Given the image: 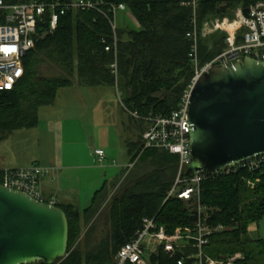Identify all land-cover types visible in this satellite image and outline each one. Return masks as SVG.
I'll use <instances>...</instances> for the list:
<instances>
[{
  "label": "trees",
  "instance_id": "16d2710c",
  "mask_svg": "<svg viewBox=\"0 0 264 264\" xmlns=\"http://www.w3.org/2000/svg\"><path fill=\"white\" fill-rule=\"evenodd\" d=\"M95 1L124 3L140 26L138 29L117 27V76L110 69L112 52L105 50V45L112 41L110 23L98 9L69 10L60 16L52 31L44 23L38 25L39 36L24 59L22 78L13 89L0 90V141L12 130L36 126L39 108L52 104L60 88L73 85L74 76L84 86L116 87L123 107L139 115L168 114L178 107L193 75L188 56L192 8L181 5L183 0ZM257 1L260 0H203L196 8L198 25L209 15L232 18L238 6L246 8ZM211 38L212 43L199 39L200 64L225 48L224 33ZM44 60L56 64L65 74L42 76L38 66ZM135 146L129 162L135 166L137 156L142 153L151 158L154 170L125 175V184L108 204L107 233L93 242L91 223L85 233V251L77 245L80 222L81 219L90 222L106 183L95 191L82 213L71 203L56 204L67 216L68 247L67 255L54 264H113L118 249L133 237L144 217H154L168 233L177 227L194 228L195 211H190L185 201L176 196L166 199L177 174V155L164 149L143 150L142 140ZM123 173L124 170L119 176ZM255 176L261 181L252 190V198L244 203L245 179ZM199 202L206 209V224L211 228L222 226L209 235L203 247L205 254L225 260L241 253L242 257L233 264H264V239H252L248 231L250 223L264 218V163L254 170L239 167L207 175L200 182ZM194 253L190 247H180L172 256L159 250L149 256V261L191 264L194 258L189 256Z\"/></svg>",
  "mask_w": 264,
  "mask_h": 264
},
{
  "label": "built area",
  "instance_id": "2783aa9c",
  "mask_svg": "<svg viewBox=\"0 0 264 264\" xmlns=\"http://www.w3.org/2000/svg\"><path fill=\"white\" fill-rule=\"evenodd\" d=\"M202 1L183 0L181 2V5L192 8L188 31L190 41L188 56L193 64V75L181 96L178 107L168 114L149 113L148 115L129 112L124 107L135 119L145 124L141 135L143 150L146 148L164 149L177 155V174L167 192L166 199L176 196L194 205L193 210L197 215L194 228L177 227L173 233H168L163 225L155 221L154 217H144L133 237L118 249L113 264H149V256L158 253L159 250L172 256L180 247H190L195 250V253L189 256L194 258L191 264H233L235 259L240 258L241 254L237 253L226 260L211 259L204 253L203 247L207 245L209 235L222 226L211 228L206 224V209L199 202L200 182L207 175L237 170L239 167L249 170L258 169L264 163V154L226 166L210 174L188 171L191 165V155L187 108L194 83L214 65L232 62L243 56L264 61V0L250 5L248 16L244 15V8L238 6L232 18L227 15L221 17L217 28L225 35V48L210 60L200 64L198 48L203 26L198 25L196 8ZM102 6L106 9L102 10ZM125 8L124 3H103L95 0H0V90L13 89L22 78L24 59L39 36L38 25L44 23L52 31L57 27L60 16L69 10L98 9L107 17L112 31V41L105 45V50L112 52L113 61L110 69L116 77L118 42L116 14ZM93 152L98 162L104 161L105 151L103 149L94 148ZM133 165L134 162L128 163L123 177ZM46 174L47 168L36 162L19 168H3L0 169V183L20 190L37 201H45L39 180ZM48 203L55 204L54 200Z\"/></svg>",
  "mask_w": 264,
  "mask_h": 264
},
{
  "label": "water",
  "instance_id": "95a60500",
  "mask_svg": "<svg viewBox=\"0 0 264 264\" xmlns=\"http://www.w3.org/2000/svg\"><path fill=\"white\" fill-rule=\"evenodd\" d=\"M187 110L188 171L210 174L264 154V61L243 56L214 65L194 83ZM67 247L61 207L0 183V264H54Z\"/></svg>",
  "mask_w": 264,
  "mask_h": 264
},
{
  "label": "crops",
  "instance_id": "0c3cea01",
  "mask_svg": "<svg viewBox=\"0 0 264 264\" xmlns=\"http://www.w3.org/2000/svg\"><path fill=\"white\" fill-rule=\"evenodd\" d=\"M64 88L68 89H66L67 91H65L62 97L65 101L61 102L59 105L63 107V111L68 108L66 100L69 99L68 95L70 94H74L82 100H84L85 96H92V99L95 97V86H84L78 84L77 81H74L73 85ZM60 90H62V88ZM57 100L58 91L52 105L57 104ZM46 106H41L39 108V121L36 126L26 128L29 130V133L15 136L18 144H14L12 147L7 145L5 151L9 153L10 157L7 158V156L0 155V168H19L34 162L46 167L47 174L39 180L40 188L45 200H47V202L54 200L55 204L71 203L82 213L90 204L82 210L80 205H82L83 201H86L90 195L92 200V197L97 190H95V185H97L101 175L103 178L105 177V170L116 167L119 168V173L109 180L110 182L104 178L102 185L106 183V185L109 186L122 172V165H124V162L118 160L120 157L117 153L110 152L108 145L98 143L95 148H101L105 151V159L104 161L99 162L102 164L97 166L96 164L98 161L93 152L95 139L99 142H101L102 139L109 142V133L95 134V128H93L91 133L84 134L83 138L82 132L75 123V121H78L80 126H82V129L84 128L85 131L84 125L81 124L83 123V120L72 119L71 117L75 114H70V110L65 111V113L59 112L58 115L49 114V109L42 112ZM92 125H94V123H92ZM143 130L144 127L139 125V130H137L138 133L136 134L135 132L133 134V140L121 139L120 141L126 148V154L129 161L136 149L135 143L141 140ZM117 136L120 137L118 133ZM8 138L9 136L1 141L0 146L4 144ZM81 142L82 145L79 144ZM96 175L97 177L95 179ZM248 231L249 233L252 231L251 223L248 226Z\"/></svg>",
  "mask_w": 264,
  "mask_h": 264
},
{
  "label": "rangeland",
  "instance_id": "374dc122",
  "mask_svg": "<svg viewBox=\"0 0 264 264\" xmlns=\"http://www.w3.org/2000/svg\"><path fill=\"white\" fill-rule=\"evenodd\" d=\"M220 19L221 17L217 15H209L205 19L204 21L205 23L203 22L202 24L203 28L201 32V38L203 40L212 43V38H211L212 35L217 33H222L217 28V23ZM116 23L119 27H123L127 29H138L140 27L134 16L131 14L130 10L127 8L117 12ZM38 71L42 76H46V77L65 74V71H63L56 64L48 60H44L40 62L38 66ZM72 80L76 81V77L74 76ZM63 88L64 87H62V90H60L61 88L58 90L57 104L54 105L51 104L52 106L51 105L46 106L44 110H42V112L49 109L48 110L49 114L58 115L59 112L65 113V111L70 110V114H75L73 117H71L72 119L83 120V123L81 124L84 125L85 131L84 128L82 129V126H80V123L78 121H75L76 125L79 127L80 131L82 132L83 138H84V134L85 135L87 133L90 134L93 128H95V134L96 133L105 134L106 132L109 133L108 138L110 139V141L108 142L107 140L102 139V141L99 142L96 141L95 139V146L93 145V149L98 145V143L103 145L104 144L108 145L110 152L117 153L120 157V159L118 160L120 162H124V165H122V170H126L127 168L126 166L129 163V158L126 154V148L123 146L122 142L120 141L121 139L133 140V134L135 132L136 134L138 133L137 130H139V125L145 127V124L143 122H139V120L135 119L128 111L124 109L116 90L108 86H95V97H93V99L92 96H85L84 100H82L81 98H79L74 94L68 95L69 99L66 100L68 108L64 109L63 111L62 109L63 107L59 105L61 102L65 101L64 99H62V97L65 91L68 90L67 88L64 89ZM92 123H94V125H92ZM28 131L29 130L27 129H17L8 132L6 134V137L3 139L5 140L7 136H9L8 140L5 141L4 144L0 146V150H1L0 155L7 156V158H9L10 157L9 153L5 151L7 145L12 147L14 144L15 145L18 144V142H16L15 136L24 133H29ZM117 133L120 137L117 136ZM79 144L82 145V142ZM135 162H136L135 166H133L131 170L127 172L130 175L132 174L139 175L144 172L149 173L154 170L155 164L152 162L151 158L145 156L142 153H139ZM100 164L102 163L97 162L96 165L99 166ZM118 173H119L118 167L112 169H106L104 178L108 182H110L109 180H111ZM122 175H124V173ZM122 175L119 176L115 184L111 183L109 186H107L105 192L100 196V203L98 209L91 217L90 222L86 223L84 219H81L80 222L81 231L77 239V245L82 251L86 250L85 233L91 223H93V227H94L93 242L98 241L100 237H102L107 233L109 227L108 216H107L108 204L110 202V199L118 192L120 187L124 185L126 182L125 181L126 176L123 177ZM96 177L97 175L95 176V179ZM128 177L130 176L128 175ZM102 178L103 176L101 175L100 179L97 182V185H95V190L100 188V186L102 185L104 181V178L103 179ZM260 181L261 178L259 176L249 177L245 179V187L247 190L246 192L242 193L244 203L248 202L252 198L253 196L252 190L254 189L256 184L259 183ZM90 201H91V195L90 197H88V199H86V201H83L82 205H80L81 210L87 205H89ZM185 205L187 208H189L190 211L194 209V205L190 202H185ZM251 230L252 231L249 233V236L252 239H256V238L264 239V218L257 223H251ZM236 254L232 255L231 257H234ZM207 256L211 259H215L210 257L209 255ZM241 257L242 254L240 255V258ZM150 263L151 262H149V264Z\"/></svg>",
  "mask_w": 264,
  "mask_h": 264
}]
</instances>
